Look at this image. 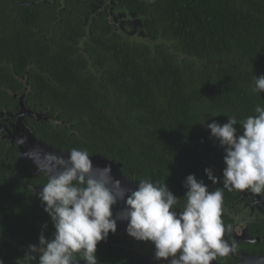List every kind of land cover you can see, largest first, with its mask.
Wrapping results in <instances>:
<instances>
[{"label": "trees", "instance_id": "trees-1", "mask_svg": "<svg viewBox=\"0 0 264 264\" xmlns=\"http://www.w3.org/2000/svg\"><path fill=\"white\" fill-rule=\"evenodd\" d=\"M23 1L29 0H0V106L12 105L3 97L9 89L19 92L12 71L22 74L33 62L37 101L74 130L71 136L68 126H58L60 148L122 163L123 174L137 182L167 183L177 207L186 201L189 174L211 191L220 189L224 201L228 192L236 195L205 174L212 168L222 177L225 167L224 148L206 125H222L229 114L238 120L257 115L256 106L264 107V92L252 91L256 76L264 75V0H120L145 17L150 42L109 34L101 24V33L84 43L82 22L70 32L63 27L53 41L26 34V21L3 31L11 14L29 13L32 6ZM46 10L31 12L46 17ZM45 183L24 163L0 157L3 264H38V256L25 260L27 252L16 246L38 244L42 233L51 238L55 231L32 191Z\"/></svg>", "mask_w": 264, "mask_h": 264}, {"label": "clouds", "instance_id": "clouds-1", "mask_svg": "<svg viewBox=\"0 0 264 264\" xmlns=\"http://www.w3.org/2000/svg\"><path fill=\"white\" fill-rule=\"evenodd\" d=\"M252 91L264 92V75L256 76ZM255 113L240 120L229 114L222 125L216 121L206 125L224 148L225 167L222 177L212 168L204 171L213 184L222 182L228 191L264 193V107L257 105ZM24 155L48 175L38 196L55 229L51 238L42 233L38 244L29 245L28 254L33 260L38 254V264H79L77 253L86 264H98V243L117 231V220H126L127 233L151 241L155 258H171L170 264H211L236 251L235 242L223 238V192L211 191L195 174L184 181L186 202L177 211L178 196L167 183L143 179L128 189L113 177L111 164L94 166L87 151L73 148L65 158L31 148ZM118 201L125 207L114 216Z\"/></svg>", "mask_w": 264, "mask_h": 264}, {"label": "flooded vegetation", "instance_id": "flooded-vegetation-1", "mask_svg": "<svg viewBox=\"0 0 264 264\" xmlns=\"http://www.w3.org/2000/svg\"><path fill=\"white\" fill-rule=\"evenodd\" d=\"M74 4L77 6L76 9H73ZM20 5L32 7L29 8L27 15L18 16L16 14L14 17L11 14V21L3 24V31L7 26L10 31L16 29L19 22L26 21L25 28L22 29L26 31V34L36 32L44 39L53 41V37L64 33L63 27L70 32L73 31L70 28H75L82 22V29L85 31L83 43L88 37L101 33V24L109 28V34L123 37L138 35L150 39L145 27V17L127 10L120 0H29L21 2ZM38 6H43L47 9L46 11H50L49 15L42 17L32 13L37 12ZM95 23H100L99 28H93ZM34 66L36 65L30 62L22 74H15L12 71L16 82L14 84L19 88L17 89L19 92L9 89L7 95H3L4 98L10 96L13 103L0 106V157L7 162L13 160L17 163H24L36 180L39 177L44 183L48 180L47 173L39 171L31 159L21 157L18 139L23 133H27L28 129L38 140L58 148L63 144L55 142L59 139H56L58 126L62 124L68 126L67 133L71 136L74 130L71 123L59 118V112H53L50 108H45L42 102L37 101L40 94L33 91L31 82L34 81V75L32 76L31 73ZM41 126L44 129L42 132L38 130ZM48 132L50 133L47 135ZM91 155H97V153H90L89 156ZM124 176L133 180L135 184L139 183L134 177ZM32 187H34L32 191L38 194L43 184ZM229 195L228 192L225 201L223 200L221 212V219L225 225L223 238L229 244L235 242L236 251L227 256H218L211 264H264V194H256L245 189L240 194L237 190L236 195ZM175 207L177 210L183 208V206ZM116 209L117 204L113 206L114 216L118 212ZM16 247L27 252L25 260L31 258L28 254L29 245ZM35 255L38 256V254ZM97 256L98 264H170L171 260V258L157 260L154 244L151 241L136 240L127 233L123 226L117 227L115 233L110 232L106 240L98 243ZM74 258L80 260L79 264H86L79 253L75 254Z\"/></svg>", "mask_w": 264, "mask_h": 264}, {"label": "water", "instance_id": "water-1", "mask_svg": "<svg viewBox=\"0 0 264 264\" xmlns=\"http://www.w3.org/2000/svg\"><path fill=\"white\" fill-rule=\"evenodd\" d=\"M144 32H145V30H144ZM18 142L20 145L19 146L20 155H21V157H26V158H28V157L24 154L28 151V149H31V148H39L42 152L54 153L57 156H62L65 158L69 155V152L71 151V150L62 149L59 147L57 148V147H54L52 145H47L43 141L38 140L35 137L34 133L28 131V129H27V133H23L22 137L20 139H18ZM90 158L92 159L94 166H97V167H104L107 164H111L113 177L116 179H120L121 181L123 179V185L126 188L135 189L137 187V184H135V182L133 180L125 177L124 174L122 173V170H121L122 163L115 162L112 159H107L100 154L91 155ZM41 163L44 164V163H46V161L41 160ZM125 199H126V197H125ZM124 207H125V202L123 201V203H122L121 201H118L116 211L118 210V212H119V211L123 210ZM177 211H179V210H177ZM127 223L128 222L126 220H117V227L123 226L124 229H126ZM257 259H260V258H257Z\"/></svg>", "mask_w": 264, "mask_h": 264}, {"label": "rangeland", "instance_id": "rangeland-1", "mask_svg": "<svg viewBox=\"0 0 264 264\" xmlns=\"http://www.w3.org/2000/svg\"><path fill=\"white\" fill-rule=\"evenodd\" d=\"M132 29H133V27H131ZM130 28V29H131ZM129 38H131V39H135V40H143V41H147V42H150V39H147V38H145V37H141V36H138V35H136V36H128Z\"/></svg>", "mask_w": 264, "mask_h": 264}]
</instances>
